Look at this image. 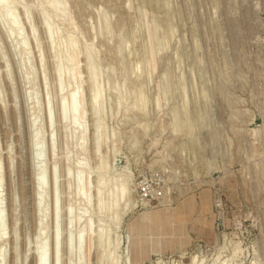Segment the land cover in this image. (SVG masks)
Returning <instances> with one entry per match:
<instances>
[{"label": "rangeland", "instance_id": "1", "mask_svg": "<svg viewBox=\"0 0 264 264\" xmlns=\"http://www.w3.org/2000/svg\"><path fill=\"white\" fill-rule=\"evenodd\" d=\"M4 1L0 264H264V0Z\"/></svg>", "mask_w": 264, "mask_h": 264}, {"label": "bare ground", "instance_id": "2", "mask_svg": "<svg viewBox=\"0 0 264 264\" xmlns=\"http://www.w3.org/2000/svg\"><path fill=\"white\" fill-rule=\"evenodd\" d=\"M2 1H4V0H2ZM2 1L0 0V6H1V4H2ZM7 1V3H8V0H5L4 1V3ZM16 2V1H15ZM17 5H19V4H17ZM8 6H9V4H8ZM53 6H54V4H53ZM4 7V6H3ZM11 16H13V14L11 15ZM11 16H9L10 18H11ZM8 17V16H7ZM13 18V17H12ZM49 19V18H48ZM5 20H6V17H5ZM13 21H15L14 20V18H13ZM12 21V22H13ZM45 21H46V23H47V20H46V18H45ZM16 23V22H15ZM13 25H16V24H13ZM44 25H45V23H44ZM49 25V24H48ZM45 26H47V24L45 25ZM50 26V25H49ZM48 27H46V29H47ZM51 28V27H50ZM46 31V30H45ZM47 31H49L48 29H47ZM51 31V30H50ZM48 33V32H47ZM52 35V34H51ZM48 36H49V34H48ZM50 37V36H49ZM52 37L53 36H51V39H52ZM56 37V36H55ZM53 40V39H52ZM54 42V41H53ZM53 44V43H52ZM25 47V46H24ZM66 52V51H65ZM68 53V52H67ZM90 64V63H89ZM58 69H60V68H58ZM89 69V68H88ZM92 69H93V67H92ZM90 70V69H89ZM93 71V70H92ZM59 72V71H58ZM61 72V71H60ZM90 72H91V70H90ZM57 73V72H56ZM61 74H62V72H61ZM58 75V74H57ZM62 76V75H61ZM59 78V77H58ZM62 79V78H61ZM59 84V83H58ZM94 91H95V89H94ZM94 91H92V93H95L93 96H92V109L93 108H95V104H96V102H97V100H98V95H99V93H98V95H97V92H94ZM62 100H64V99H62ZM72 101H74V97L72 96ZM60 102H62V101H60ZM63 103H65V102H63ZM62 105V104H61ZM64 105H66V104H64ZM72 105V104H71ZM94 110V109H93ZM96 111V110H95ZM78 110H77V107H76V105L73 103V105L71 106V108L69 107V109L67 108H65L64 106L62 107L61 106V116H62V118H67L68 116H72L73 118H75V117H77V115H78ZM97 114V113H96ZM71 117V118H72ZM67 119H69V117L67 118ZM72 120V119H71ZM76 120H77V118H76ZM73 121H75V120H73ZM72 121V122H73ZM77 123V122H76ZM74 124V123H73ZM97 125V124H96ZM98 126V125H97ZM95 127V131H94V134L95 135H97V132L99 131L98 129V127ZM258 131H260V130H257L256 131V134H260L261 132H258ZM38 136V135H37ZM36 139V138H35ZM36 140H38V139H36ZM38 144V143H37ZM40 144V143H39ZM95 144H96V142H95ZM80 147V146H79ZM36 158V157H35ZM39 168V167H38ZM41 168V167H40ZM43 169V168H42ZM38 171V170H37ZM54 171V170H53ZM39 172L40 173H38V179L36 178V181H34L35 182V188L37 189V191H38V194H39V197L42 195V193L44 192V175H43V172H42V170L40 171V169H39ZM50 172V171H49ZM78 173H79V171H78ZM37 174V173H36ZM54 175V174H53ZM78 176V175H77ZM79 177V176H78ZM0 178H1V175H0ZM79 179V178H78ZM1 180V179H0ZM81 182H82V179H81ZM81 182H80V184H81ZM76 183V182H75ZM1 184V183H0ZM49 184V183H48ZM76 185H77V183H76ZM76 187H78V186H76ZM82 187V186H81ZM76 189H78V188H76ZM125 189V188H124ZM46 190V189H45ZM79 190V189H78ZM77 191V190H76ZM2 192V191H1ZM82 192V191H81ZM124 193H125V191H124ZM1 195V194H0ZM120 195L122 196L123 195V189H122V191H121V193H120ZM76 196L78 197V195H77V193H76ZM1 197V196H0ZM42 197H43V195H42ZM41 197V198H42ZM39 199L38 200V205H41V203H42V199ZM1 205H2V203H1ZM98 207H100V206H98ZM57 211V210H56ZM0 212H1V210H0ZM71 211H69V213H70ZM58 212H56V214H57ZM55 214V215H56ZM3 221V220H2ZM1 221V216H0V233H2V229H4L3 227H2V225L1 224H3V222ZM2 222V223H1ZM78 225V224H77ZM102 229V228H101ZM3 232H4V230H3ZM81 234H83V233H80V235L79 234H77V236H79L78 237V239H77V237H76V239H77V241H75V242H78L79 241V243L78 244H80L81 242H82V240H81ZM56 236V235H55ZM83 236V235H82ZM102 236V235H101ZM57 238V237H56ZM54 239V238H53ZM99 239V238H98ZM80 240H81V242H80ZM71 241V240H70ZM58 242L57 241H55V252H54V255H53V262H54V260L56 261L57 259H59V258H57L58 257V247H57V244ZM78 244H76V246H78V247H80ZM53 249V250H54ZM79 250H80V248H78ZM77 249V250H78ZM76 250V251H77ZM35 253V252H34ZM78 253H79V251H78ZM78 255V254H77ZM56 257V258H55ZM34 258V257H33ZM58 261V260H57ZM46 262V250H45V247L44 246H40V247H38L37 248V250H36V258H35V264H46L45 263ZM114 262V261H113ZM57 263V262H56ZM115 263V262H114ZM113 263V264H114ZM50 264V263H49ZM52 264V263H51Z\"/></svg>", "mask_w": 264, "mask_h": 264}, {"label": "built area", "instance_id": "3", "mask_svg": "<svg viewBox=\"0 0 264 264\" xmlns=\"http://www.w3.org/2000/svg\"><path fill=\"white\" fill-rule=\"evenodd\" d=\"M260 130H261V134H262V138H263V151H264V118L260 123Z\"/></svg>", "mask_w": 264, "mask_h": 264}]
</instances>
